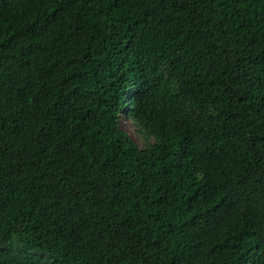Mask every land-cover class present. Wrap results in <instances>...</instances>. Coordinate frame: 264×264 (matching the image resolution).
Here are the masks:
<instances>
[{
    "label": "trees",
    "instance_id": "trees-1",
    "mask_svg": "<svg viewBox=\"0 0 264 264\" xmlns=\"http://www.w3.org/2000/svg\"><path fill=\"white\" fill-rule=\"evenodd\" d=\"M0 264H264V0H0Z\"/></svg>",
    "mask_w": 264,
    "mask_h": 264
},
{
    "label": "rangeland",
    "instance_id": "rangeland-1",
    "mask_svg": "<svg viewBox=\"0 0 264 264\" xmlns=\"http://www.w3.org/2000/svg\"><path fill=\"white\" fill-rule=\"evenodd\" d=\"M126 109L127 108H125V107L121 109V111H122L121 112L122 113V115H121V117H122V120H121L122 128L126 132H128L132 136V138L135 139V141L139 144V146L141 148H146L147 142L145 141L144 137L140 133H138L137 129L133 126V123L127 117L124 116ZM153 140L154 139L150 140L149 143L152 144Z\"/></svg>",
    "mask_w": 264,
    "mask_h": 264
}]
</instances>
